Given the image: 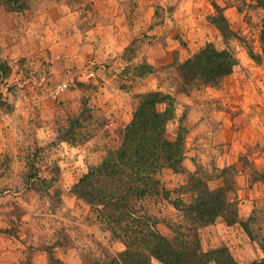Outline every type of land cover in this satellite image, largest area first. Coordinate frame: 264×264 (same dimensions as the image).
Wrapping results in <instances>:
<instances>
[{
	"label": "rangeland",
	"instance_id": "obj_1",
	"mask_svg": "<svg viewBox=\"0 0 264 264\" xmlns=\"http://www.w3.org/2000/svg\"><path fill=\"white\" fill-rule=\"evenodd\" d=\"M139 1L143 14L148 10L147 4L150 6L149 32H140L135 37L134 43L123 53V60L110 63L108 60L88 59L82 69L61 81L68 83L64 91L57 97L53 96L54 87L61 83L57 82L48 94L58 102L63 93L83 82L77 77L89 81L91 86L87 87L94 89L100 84L99 72H105L111 65L119 67L121 63L125 64L121 73L126 75L131 72L133 75L134 66L148 63L153 68L151 73L146 74L155 83L152 90L170 93L174 97V115L166 126L167 134L174 136L181 118L186 134L189 130L186 119L191 109L185 106L186 99L198 102L197 90L204 88L220 93L216 101L209 100L208 103H214L216 109L227 103L235 116L243 117L242 121L253 125L246 134L249 137L243 145L245 150L234 154L236 158L227 155L243 127L232 124L231 130L227 129L228 133L223 128H217L219 135L212 147L214 154L203 149L205 157L192 158L194 168L187 174V183L170 189L160 183L158 192L135 201V207L155 217L160 232L173 238L178 224L184 222V216L167 201L189 199L191 175L196 174L195 177L206 181L210 188L223 186L227 198L237 203V220L228 224L219 217L214 222V228L211 224L208 228L202 227L199 230L201 247L209 250L225 245L237 262L251 264L264 258V180L261 178L264 175V60L256 62L249 53V48L260 51L259 25L264 21V0ZM28 3L29 0H0L1 5L16 11L25 9ZM215 5L219 6V11L237 32L236 36L226 41L237 57L232 71L234 78L186 91L180 84L176 64L208 42L219 48L225 46L221 32L210 20L211 15L217 13ZM139 44H145L150 49V62L145 60L146 54L134 60ZM1 52L0 48V63L5 66L6 74L0 76L3 88L0 91V235L11 234L15 239H12L13 243L17 244V255L11 256L10 264H34V255L45 250L49 264H69L55 256L57 247L75 248L77 254L70 259L72 263L75 261L74 264H86L87 258L104 257L106 251L114 254L122 250L124 245L113 240L99 224L96 211L71 191L81 174L90 165L98 163L101 145L89 139L91 133L83 129L82 123L87 117L86 109L89 110L87 122L91 125L99 118L96 109L88 104L90 96L85 103L83 101L86 109L60 121L55 130L53 126L45 125L43 131L46 136L38 137L34 117L39 93L26 96V99L21 97L25 104L20 101L21 113L18 116L32 115L28 122H8L13 120L8 115L14 108L10 96L17 100L20 90L26 95L32 93L42 87L41 80L33 73V66L26 69L24 62L19 64V57L10 61ZM14 61L18 69L13 66ZM89 72L93 74L89 76ZM158 107L163 110L165 104ZM214 107L209 106L207 110ZM234 133L237 138L229 141L227 136ZM244 222H248L250 234L245 230ZM227 225L235 228L224 232L222 226ZM8 263L5 256H0V264ZM152 263L163 264L157 259H153Z\"/></svg>",
	"mask_w": 264,
	"mask_h": 264
},
{
	"label": "crops",
	"instance_id": "obj_2",
	"mask_svg": "<svg viewBox=\"0 0 264 264\" xmlns=\"http://www.w3.org/2000/svg\"><path fill=\"white\" fill-rule=\"evenodd\" d=\"M73 3L74 0H29L27 7L20 11L0 4L1 55L9 58L10 61L19 57V64L24 62L26 69L28 66H33V73L42 83V87L32 93L29 92L28 95L20 90L17 100L10 96L9 100L14 103V108L8 115L13 120L8 122L14 124L28 122L32 115L18 116L21 113L20 101L23 102L21 97L26 99V96L39 93L37 95L40 99L34 117L36 135L46 136L43 131L45 125L53 126L55 130L60 121H64L68 116L78 115L79 111L85 108L83 106L85 99L90 96L88 104L96 109L99 118L91 125L89 121L87 122L89 110L85 108L87 117L82 123L83 129L91 133L89 139L101 145L97 158L99 162L108 148L120 144L124 126L132 117L139 95L154 89V81L146 75L135 76L131 72L122 74L125 64L121 63L119 67L111 65L105 72L100 71L98 75L100 84L94 89L87 87V85L91 86L89 81L77 77L83 82L78 87L63 93L58 102L49 96L48 91L55 83L71 77L70 75L82 69L88 59L99 62L108 60L110 63L123 60V53L131 43H134L135 37L140 32H149L152 13L147 4L148 10L143 14L139 0H77ZM139 48L136 50L134 60L137 61L141 55L146 54L144 58L150 62V49L145 44H139ZM13 66L19 68L16 62ZM229 78H234L233 72L223 77L222 81ZM29 90L28 88L27 91ZM0 91H3L1 86ZM197 92L200 98L198 102L185 100V106L187 108L190 106L189 110H191L189 114L187 113L186 119L189 130L185 137V157L181 164L183 171L178 172L165 167L158 173L160 183L166 189L186 182L187 174L194 168L192 158L201 155L205 157L206 152L214 154L212 147L216 144L219 135L217 128H223L228 133L227 129L231 130L232 124L235 127H243L239 131V138L235 133L227 136L229 141L237 138L229 150L230 153L227 154L228 157L236 158L239 150H245L243 145L249 137L246 134L253 126L249 125L248 121H242L243 117L235 116L227 103H222L217 109L214 103H208L209 100L216 101L220 93L209 88ZM6 94L7 92L4 93ZM162 104L158 103L157 107ZM209 106L214 108L207 110ZM176 135L167 134V137L174 140ZM203 149L206 152H203ZM163 200L166 203V199ZM167 202L177 210L170 199ZM158 225L159 223H157L159 229ZM210 226L215 227L214 223ZM222 227L227 233L235 228L228 225ZM12 239L14 238L11 234L0 235V256H5L8 264L11 262V256L17 255V244L13 243ZM56 249L55 256H59L69 264L75 263L74 260L73 263L70 261L77 254L75 248L57 247ZM46 255V250L37 252L34 255V264H49Z\"/></svg>",
	"mask_w": 264,
	"mask_h": 264
},
{
	"label": "trees",
	"instance_id": "obj_3",
	"mask_svg": "<svg viewBox=\"0 0 264 264\" xmlns=\"http://www.w3.org/2000/svg\"><path fill=\"white\" fill-rule=\"evenodd\" d=\"M215 8L217 13L211 15L210 20L221 32L225 46L219 48L208 42L176 64L180 84L186 91L217 84L237 64L235 52L226 44L237 32L219 11V6ZM259 42V52L249 48L256 62L264 60V21L259 25ZM4 69L0 63V76L6 74ZM133 70V75L145 76L153 68L141 63ZM158 103L165 104V108L159 110ZM174 111V97L170 93L150 90L139 95L132 117L124 126L120 144L108 148L102 159L90 165L73 184L71 191L96 211L99 224L111 238L124 245L114 254L106 251L104 257H86V264H153V259L163 264H240L225 245L204 250L200 244L202 227L213 224L219 217L228 224L237 220V203L227 198L223 186L210 188L206 181L195 177L196 174L191 175L189 199L171 201L184 216L173 238L160 232L155 217L135 207V201L158 192L161 169L178 171L182 168L187 130L183 119L174 140L166 133L167 122ZM261 178L264 180V175ZM243 226L250 234L248 222ZM251 264H264V258Z\"/></svg>",
	"mask_w": 264,
	"mask_h": 264
},
{
	"label": "built area",
	"instance_id": "obj_4",
	"mask_svg": "<svg viewBox=\"0 0 264 264\" xmlns=\"http://www.w3.org/2000/svg\"><path fill=\"white\" fill-rule=\"evenodd\" d=\"M89 76L92 75L93 73L92 72H89L88 73ZM68 87V83H65V82H61V83H58L56 84V86L54 87L53 91H52V94L54 97H57L62 91H64L66 88Z\"/></svg>",
	"mask_w": 264,
	"mask_h": 264
}]
</instances>
